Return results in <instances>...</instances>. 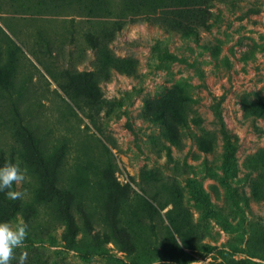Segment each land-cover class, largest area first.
<instances>
[{
    "label": "rangeland",
    "instance_id": "rangeland-1",
    "mask_svg": "<svg viewBox=\"0 0 264 264\" xmlns=\"http://www.w3.org/2000/svg\"><path fill=\"white\" fill-rule=\"evenodd\" d=\"M164 3L0 0V149L6 163L28 170L12 189L22 198L0 191V223L28 226L26 247L10 264L21 251L26 264H253L248 245L256 248L252 226L264 229V201L251 198L243 163L264 149V121L244 117L241 101L264 97V0L217 4L222 20L196 37L148 21L144 13H160ZM119 60L133 64L127 73ZM60 85L97 102L82 104L84 114ZM162 115L179 145L163 136ZM27 130L50 155L44 169ZM63 139L60 173L52 151ZM107 164L132 199L144 187L169 200L159 212L153 203L158 214L123 215L133 249L122 250L106 224L109 184L99 169ZM168 215L185 230L187 248L174 235L175 248Z\"/></svg>",
    "mask_w": 264,
    "mask_h": 264
},
{
    "label": "trees",
    "instance_id": "trees-1",
    "mask_svg": "<svg viewBox=\"0 0 264 264\" xmlns=\"http://www.w3.org/2000/svg\"><path fill=\"white\" fill-rule=\"evenodd\" d=\"M241 1L244 0H183L185 5L176 6L171 3L172 0H165L166 3H164V6L160 8L162 12L152 13L146 11L144 16H147L148 21L152 24L163 27L166 30H171L180 35L183 34L184 36L196 37L201 31H207L210 27H214L222 20L219 14L214 12L215 6L217 4H233L235 2ZM250 10L251 11L249 12H256L254 9ZM126 64L129 66L133 65L131 62H127L125 60H119L117 63H115V65L124 73H127ZM60 89L63 91L64 95L73 102L74 106L83 113L84 110L82 104H88V106H91V103L97 102L89 91H83L82 93L74 91L71 92L65 85H60ZM241 106L244 117L257 115L264 121V97H262V95H243ZM186 116L187 115L184 114L182 115L184 121H186ZM160 120L163 125V136L170 138L174 145H179V140H177L174 128L170 129V127L167 125L166 116L162 115ZM27 134L33 155L34 157H38L43 163L44 169L46 167L45 161L49 159L48 156L50 155H46L47 150L44 149V144L41 139L35 138L29 130H27ZM222 136L223 141L227 146H229L228 139H226V134L223 133ZM68 150L69 142L68 140L63 139L60 141V146L55 145L54 150L52 151L54 153V157L60 156V173L65 160V154L68 153ZM4 154L5 153L0 149V167H3L6 164L7 159L5 158ZM231 156L232 155H230L229 151H226V162L231 161ZM22 158L25 160V156L22 155ZM54 166L55 170L51 175L57 176L59 165L55 163ZM103 167L106 168L99 169L96 167V169H99L101 173L104 174L103 182L105 179H107L109 184V188H107V195L103 203L104 209L106 211L105 213L107 215L106 224L110 228L111 236L114 239L113 241L122 246V250H126L128 248L133 249L134 245L131 242L133 232L130 228H128L129 225L123 220V215L125 216L127 210L134 214L140 213L143 216H151L152 213L158 214L157 212L162 210L169 202L168 197L163 196L160 189L158 190V195L155 196L143 187L140 190V194L134 193V198L132 199L130 196L131 189L129 185L120 187L111 175L110 165H103ZM243 167L250 173L249 188L251 198L255 202L264 201V149H259L254 154L246 157ZM106 174L112 178L111 181L108 180L109 178H107ZM41 175H43V173ZM49 175L45 177L47 178ZM70 196L71 198L73 197L71 194ZM41 199L43 198L41 197ZM153 203L158 204L159 209L157 212L154 211ZM81 211L83 212V210ZM166 218L168 224L165 225L164 228L169 233L172 242L175 244V248L178 249V246L176 245V239L173 237L174 235H176L181 240L182 244L187 248V241H185L184 235L185 230L183 229L182 225H180L177 220L174 221L169 215ZM68 226L74 231L76 230L74 219L70 213L68 214ZM191 232L192 235L195 234L193 230H191ZM252 234L251 241L253 240L252 243L256 244V248L254 245H248V250H252L253 256L264 261V229L262 227H258L257 225H253ZM91 257V255H84V258L86 259ZM174 264L181 263L175 262Z\"/></svg>",
    "mask_w": 264,
    "mask_h": 264
},
{
    "label": "clouds",
    "instance_id": "clouds-1",
    "mask_svg": "<svg viewBox=\"0 0 264 264\" xmlns=\"http://www.w3.org/2000/svg\"><path fill=\"white\" fill-rule=\"evenodd\" d=\"M27 171L26 167L21 169L19 161L16 163L7 162L3 167H0V191L5 192L7 199L17 200L25 195V193L12 189L14 184L18 186L28 179ZM27 227V224L22 220L17 223H0V264H10L15 250L26 247ZM27 259L28 252L21 251L18 264H26ZM252 259L255 264L256 258Z\"/></svg>",
    "mask_w": 264,
    "mask_h": 264
}]
</instances>
